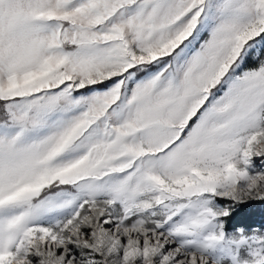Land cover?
Here are the masks:
<instances>
[{"label":"snow or ice","instance_id":"snow-or-ice-1","mask_svg":"<svg viewBox=\"0 0 264 264\" xmlns=\"http://www.w3.org/2000/svg\"><path fill=\"white\" fill-rule=\"evenodd\" d=\"M257 161L264 0H0V264H264Z\"/></svg>","mask_w":264,"mask_h":264},{"label":"trees","instance_id":"trees-1","mask_svg":"<svg viewBox=\"0 0 264 264\" xmlns=\"http://www.w3.org/2000/svg\"><path fill=\"white\" fill-rule=\"evenodd\" d=\"M256 207V209H257V213H256V215L254 216V217H252L249 221H248V223L250 224V225H258L259 223H261V217H260V215H259V205H256L255 206ZM240 222H242L241 221V218H237L236 220H234V223H240Z\"/></svg>","mask_w":264,"mask_h":264},{"label":"rangeland","instance_id":"rangeland-1","mask_svg":"<svg viewBox=\"0 0 264 264\" xmlns=\"http://www.w3.org/2000/svg\"><path fill=\"white\" fill-rule=\"evenodd\" d=\"M261 163H264V162H261V161H257V165L259 166ZM261 223H259L258 225H255L256 227H259Z\"/></svg>","mask_w":264,"mask_h":264}]
</instances>
